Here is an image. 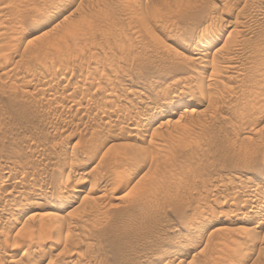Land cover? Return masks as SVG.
Segmentation results:
<instances>
[{
	"label": "rangeland",
	"instance_id": "rangeland-1",
	"mask_svg": "<svg viewBox=\"0 0 264 264\" xmlns=\"http://www.w3.org/2000/svg\"><path fill=\"white\" fill-rule=\"evenodd\" d=\"M0 3V264H264V223L245 228L264 211L235 209L264 194V0ZM218 25L226 44L204 67L190 49ZM169 88L194 102L160 117L177 104ZM123 152L122 204L93 222L78 195L88 179L106 185V159ZM67 172L84 179L70 200L58 196ZM147 186V208L131 209L126 193ZM50 199L60 206L40 208Z\"/></svg>",
	"mask_w": 264,
	"mask_h": 264
},
{
	"label": "bare ground",
	"instance_id": "bare-ground-1",
	"mask_svg": "<svg viewBox=\"0 0 264 264\" xmlns=\"http://www.w3.org/2000/svg\"><path fill=\"white\" fill-rule=\"evenodd\" d=\"M1 4V3H0ZM4 9V8H3ZM4 12V11H3ZM221 23V22H220ZM227 26V25H226ZM226 26H224V25H218L217 27H206V28H204V30H202V32L196 37V39H195V42H194V45L192 46V48L190 49V52H191V54L193 55V59H195V60H197L199 63H201V65L202 66H204V67H207V66H209V65H211L213 62V58L217 55L218 56V54H220V50L221 49H223V48H221V45L223 46V44H226V39H224V42L220 45V46H218L217 47V44L222 40V38H223V35H224V32H225V29H226ZM247 30V29H246ZM232 31V30H231ZM238 33V32H237ZM242 33V32H241ZM244 34V33H243ZM242 34V35H243ZM228 35V34H227ZM230 35V34H229ZM224 38H226V37H224ZM221 43V42H220ZM214 46H216L217 48L214 50V52H213V55L211 56V58L210 57H208V51L207 50H209V49H211V48H213ZM222 51V50H221ZM224 54V53H223ZM226 55V54H225ZM241 55V54H240ZM223 57V56H222ZM228 57V56H227ZM227 57H226V59H227ZM224 59H225V57H224ZM228 61V60H227ZM232 62V61H231ZM230 62V63H231ZM216 64V63H215ZM215 64H213V66L215 65ZM229 64V63H228ZM227 64V65H228ZM76 65V64H75ZM74 65V66H75ZM226 65V64H225ZM232 65V64H231ZM78 65H76V67H77ZM117 66V65H116ZM115 66V67H116ZM212 66V65H211ZM75 67V68H76ZM79 67V66H78ZM77 67V68H78ZM114 67V68H115ZM74 68V69H75ZM113 68V67H112ZM113 68V69H114ZM45 69H48V71H49V68H45ZM115 69H117V68H115ZM115 69L113 70V72L115 71ZM50 71H51V69H50ZM53 71V70H52ZM112 72V73H113ZM215 72V76L217 75L218 76V73L216 74V72L217 71H214ZM110 73V72H109ZM115 73H116V71H115ZM263 73V72H262ZM111 74V73H110ZM112 75H114V74H112ZM101 78V77H100ZM107 78H109L108 76H107ZM107 78H106V80H107ZM228 78H229V80L230 79H232V76H228ZM103 79V78H102ZM102 79H101V82H102ZM216 81H217V78L215 79ZM104 82V81H103ZM107 82V81H106ZM109 82H111V80L109 81V79H108V82H107V84L109 83ZM110 84V83H109ZM99 86V85H98ZM112 86V85H111ZM185 86L187 87L188 85H186L185 84ZM191 86V85H190ZM190 86H188V87H190ZM92 87H94V86H92ZM170 87V86H169ZM173 87V86H172ZM187 87V88H188ZM95 88V87H94ZM93 88V89H94ZM104 88V87H103ZM106 88V87H105ZM171 88V87H170ZM170 88H169V90H167L168 89V86H167V91H166V93H165V95H164V98L167 100V102H169V105L171 106L172 104H170L172 101H175L176 100V102H177V104L174 106V107H164L163 109H162V111H161V113H160V117H162V116H165V115H167V114H169V113H174L175 111H176V109L177 108H179L181 105V107H185L186 106V104L188 105V103L190 104V103H192V102H194V96L191 94V93H193L192 91L190 92V90H189V92H187L186 90H184V91H182V90H178L177 92H174V91H171L170 90ZM190 88H192V87H190ZM52 89V88H51ZM174 89V88H173ZM189 89V88H188ZM177 90V89H176ZM55 91V90H54ZM97 91V90H96ZM107 91V90H106ZM56 92V91H55ZM89 92V91H88ZM92 93H93V91H91ZM91 92H89V94H92ZM94 92H95V90H94ZM107 92H109V91H107ZM106 92V93H107ZM111 92V91H110ZM110 92H109V95H110ZM96 93V92H95ZM94 93V94H95ZM112 93V92H111ZM50 94V93H49ZM194 94V93H193ZM52 95V94H51ZM107 95V94H106ZM114 95V94H113ZM51 97V96H50ZM50 97L48 98V100H51L50 99ZM52 97H53V95H52ZM104 100V99H103ZM212 100V99H211ZM214 100H215V98H214ZM75 101V100H74ZM165 102V101H164ZM166 102V103H167ZM197 104V103H196ZM106 105V104H105ZM108 105V104H107ZM230 105V104H229ZM75 106H77V105H75ZM81 105H79L78 107H80ZM223 106H225V105H223ZM232 106V105H231ZM85 108V106H82V107H80V108ZM104 106H102V108H103ZM108 107V106H107ZM221 107V106H220ZM227 108H228V106H226ZM70 108V107H69ZM106 107H104V109H105ZM79 109V108H78ZM87 108H85V110H86ZM110 109V108H109ZM224 109H225V107H224ZM84 110V109H83ZM87 111V110H86ZM108 111H112V109L111 110H108V109H105V110H103V112H104V114H108L109 112ZM186 111V110H185ZM108 112V113H107ZM86 113H88V112H86ZM125 118H127L126 120H129L128 122H130L131 120L130 119H132L131 118V116H130V118L129 117H125ZM134 120V119H133ZM139 123V122H138ZM127 124V123H126ZM134 124V123H133ZM140 124V123H139ZM139 124H135V125H133V126H131L129 129H131V134L132 135H135V133H136V131L137 130H139L140 128H139ZM132 125V124H131ZM129 156H128V153H126V152H123V153H113V154H111V156H109V158H107L106 159V162L107 163H110V164H112V166H111V170H109V171H107V173L109 174V176L107 177V180H108V182L106 183V185H104L102 188H99V189H96V191H92V190H94V188H96L95 187V185H96V179H88V188L86 189V190H84L83 191V193L82 194H80V195H78L79 197H80V200H79V204L80 203H83V201L82 200H85V201H87V205H88V207H86V206H84V208H85V211L88 209V211L90 210H92V212H90V214L92 213V216L94 217V219H93V222L94 221H100L101 222V220L102 221H104L107 217H106V214H104V212H107V209L110 207V208H112V207H118V206H120L122 203H120V198H122V195H120L119 193L124 189V186L127 184V182H128V177H127V175H129V173H130V171H128V170H130V169H128L127 171L129 172L128 174H126V170H125V168H124V165H125V167H126V163L128 162V159H130V157L128 158ZM139 160V159H138ZM130 162V161H129ZM129 166V165H128ZM129 168H131V167H129ZM34 179V178H33ZM84 180V179H83ZM83 180L81 179V181H75L74 180V178L72 177V175H71V173L70 172H67L66 173V175H65V177H64V179L61 181V183H60V187H58L59 189V191H58V196L60 197V199H71L72 197H76V193L79 191V190H81V184H82V182H83ZM73 181H75L74 183H73ZM178 181V180H177ZM71 183H73V184H71ZM113 183H115V185H116V187L112 190V189H110V190H108L109 188H108V186L110 185V184H113ZM158 183V182H157ZM154 184V183H153ZM160 184V183H159ZM156 186V185H155ZM260 186V185H259ZM262 186V185H261ZM264 187V186H263ZM159 188V187H158ZM158 188H156V189H158ZM256 189H258V186H257V184H249V185H247V186H242V187H238L237 189H236V193L237 194H240L241 192H243V191H254V190H256ZM113 192H112V191ZM163 191H164V189H162ZM263 190V189H262ZM4 191V190H3ZM157 190H155L154 188H152V187H149V186H147L146 188H144V190H141V192L139 191V193H133L132 191H128L127 193H126V196H129L130 197V200H129V202H128V204H129V207H131V209H135V210H143V209H146L147 207V205L149 204L148 202L150 201V197H151V195L154 193V192H156ZM264 191V190H263ZM33 192V191H32ZM111 192L113 193V194H115V195H112L111 194ZM165 192V191H164ZM168 192H169V190H168ZM26 193H28V191L26 192ZM34 193V192H33ZM32 193V194H33ZM10 194V193H9ZM37 194V193H36ZM42 194V193H41ZM41 194L39 195V196H41ZM4 195V194H3ZM163 195V194H162ZM15 196V195H14ZM110 196H111V199L112 200H114L115 202H111L108 198H110ZM250 196V195H249ZM247 196L244 200H243V202L241 203V204H236V210L237 211H242V210H244V208H247L250 204V207H252V206H255L256 204H258V207L259 208H262L261 210L262 211H264V194L262 195V198H258L257 200L256 199H254V198H252L253 196ZM50 197V196H49ZM42 198V197H41ZM40 198V199H41ZM51 198H53V197H51ZM163 199H165V198H163ZM66 201V200H65ZM64 201V202H65ZM73 201V200H72ZM81 201V202H80ZM60 202V201H59ZM62 202H63V200H62ZM66 202H69V201H66ZM42 204L41 205H39L40 206V208L41 207H47V206H51V207H53V208H55L54 206H57V203H56V201H54V199H50L47 203H43V202H41ZM70 203V202H69ZM37 204V203H36ZM38 204H40V203H38ZM59 205L58 206H60V203H58ZM78 204V205H79ZM101 204H103V205H101ZM101 205V206H100ZM63 206H65L64 204H63ZM81 205H79V207H80ZM261 206V207H260ZM37 207V206H36ZM77 207V204H76V206L75 205H73L72 206V208L71 209H75ZM256 207V206H255ZM39 208V209H40ZM60 208V207H59ZM63 208V207H62ZM60 210V209H59ZM84 210V209H83ZM72 211V210H71ZM50 213V215H52V216H54V217H61V216H58V213H55V212H49ZM240 213V212H239ZM259 213H261V211L259 210H255L254 212H253V214H250L249 216L247 215V223L249 222H253L252 220H254L255 218H256V220L253 222V225H250V227H245V228H249L247 231H246V233H248L249 234V232H253L256 228H258V227H260L261 225H262V223H264V213L263 214H259ZM43 214V213H42ZM57 214V215H56ZM68 214V213H67ZM61 215V214H60ZM66 215V214H65ZM70 215V214H69ZM105 215V216H104ZM66 216H68V215H66ZM262 216V217H261ZM52 218V219H55L56 220V218ZM64 217V216H63ZM72 217V216H71ZM105 219H104V218ZM101 218H103V219H101ZM51 219V220H52ZM61 219V218H60ZM69 219V218H68ZM92 219V218H91ZM101 219V220H100ZM57 220H58V218H57ZM54 221V220H53ZM63 222H64V220H63ZM83 222V221H82ZM90 222H91V220H90ZM59 223V222H58ZM78 223H80V222H78ZM60 224H62V223H60ZM90 224V223H89ZM97 224V223H96ZM96 224H94V225H96ZM51 225V224H50ZM79 224H77V226H78ZM81 225V224H80ZM99 225H101V224H99ZM98 225V226H99ZM68 226V225H67ZM97 227V226H96ZM67 228V227H66ZM81 229V228H80ZM61 230V229H60ZM67 230V229H66ZM249 230H251V231H249ZM249 231V232H248ZM62 232V231H61ZM81 232V231H80ZM33 233V232H32ZM61 235V234H60ZM81 236V235H80ZM84 236V235H83ZM8 237V236H7ZM33 237V236H32ZM62 237V236H61ZM60 237V238H61ZM81 238V237H80ZM79 238V239H80ZM67 239H69V238H67ZM86 240V239H85ZM3 241V240H2ZM34 241V240H33ZM84 241V240H83ZM85 242V241H84ZM235 243H236V241H234ZM1 243V242H0ZM223 243V242H222ZM235 243H233V244H235ZM238 243H240V242H238ZM82 244V243H81ZM84 244V243H83ZM86 244V243H85ZM237 244V243H236ZM236 244L235 245H233V247L235 246L236 247ZM224 245V244H223ZM222 245V246H223ZM238 245V244H237ZM95 246V245H94ZM48 247V246H47ZM53 246L51 245V246H49L47 249H48V251H50V250H52L53 248H52ZM238 247H242V244L241 245H238L237 246V249L236 248H233V249H236L237 251L235 252V253H237V255H242V253L244 252L245 254H246V252L244 251V250H241L242 248H238ZM42 248H44V247H42ZM216 248V247H215ZM223 248V247H222ZM225 248V247H224ZM40 249V248H39ZM45 249V248H44ZM46 249V250H47ZM218 250V249H217ZM41 251V250H40ZM243 251V252H242ZM39 251H37V253H38ZM47 252V251H46ZM46 252L45 251H41L40 253H39V255L41 256H46L45 254H46ZM234 252V251H233ZM242 252V253H241ZM36 253V254H37ZM74 253V252H73ZM78 253V252H77ZM243 253V254H244ZM6 254V253H5ZM33 254H35L34 252L32 253V252H30V251H24V252H22V254H21V256H23L24 258H26V259H28V258H33ZM76 254V253H75ZM38 255V254H37ZM240 255V257L239 258H244L245 257V255L243 256H241ZM14 256V255H13ZM69 257H72V253H69V255H68ZM10 257V256H9ZM12 257V256H11ZM36 257V256H35ZM35 257H34V259H35ZM39 257V256H38ZM46 258V257H45ZM51 258V257H50ZM12 259V258H11ZM33 259V260H34ZM40 259V258H39ZM42 259V258H41ZM30 260V259H29ZM33 260L31 259L30 260V262L32 261L33 262ZM36 260H38L37 258H36ZM47 260V259H46ZM11 261H13V259L11 260ZM78 261V260H77ZM29 262V261H28ZM74 264L76 263V260L74 261H72ZM193 262V261H192ZM63 263V262H62ZM61 263V264H62ZM31 264V263H30ZM32 264H34V262L32 263ZM36 264V263H35ZM45 264H59V262H56V261H53V260H51V259H49V260H47L46 262H45ZM192 264V263H191Z\"/></svg>",
	"mask_w": 264,
	"mask_h": 264
}]
</instances>
